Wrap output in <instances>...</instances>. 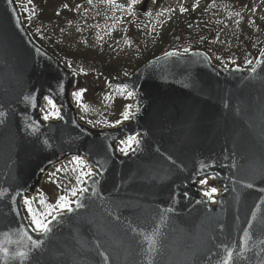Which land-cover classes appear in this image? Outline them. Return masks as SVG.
<instances>
[{
	"label": "water",
	"instance_id": "95a60500",
	"mask_svg": "<svg viewBox=\"0 0 264 264\" xmlns=\"http://www.w3.org/2000/svg\"><path fill=\"white\" fill-rule=\"evenodd\" d=\"M77 84L17 0H0V243L10 250L0 264H221L226 247L234 264H264V53L244 69L173 50L109 79L130 90L134 109L108 128L80 122ZM46 98L57 119H44ZM130 137L139 143L120 152ZM70 158L89 168L82 192L49 233L33 231L23 202ZM208 188L217 194L204 197Z\"/></svg>",
	"mask_w": 264,
	"mask_h": 264
},
{
	"label": "rangeland",
	"instance_id": "374dc122",
	"mask_svg": "<svg viewBox=\"0 0 264 264\" xmlns=\"http://www.w3.org/2000/svg\"><path fill=\"white\" fill-rule=\"evenodd\" d=\"M44 1H46V3H44L43 6H40L41 4L39 3V0H32V7H34L32 11L34 17L33 21L37 22V28L48 25L46 20L40 19V12L43 7L49 10L50 14L54 12V7L63 13L66 10L65 4L69 0ZM105 1L109 7L108 12L110 16L105 19L103 17L104 14L99 8H97L93 14L96 15L99 25L102 27L101 31H87V28L82 21H80V23L84 25L83 27L74 21L70 13H63L64 15H61L62 22L70 27V31L67 33L61 32L62 30H59L58 25H54L53 32L48 35V39L51 40H53L51 36H54L58 42L53 45L60 47L65 51L72 64L81 71L83 70L82 72L76 70L79 74V86L73 92H80L81 95L77 97L72 94V100L77 107L80 122L94 128L99 127L97 126L99 121L96 122L98 119H100V121L105 120V122H111L112 124L110 126L118 125L128 120L134 109L133 96L129 90L120 86H107L106 84L107 80L110 78L127 77L130 74L124 75L122 73H117L114 74L115 76H109L102 73L104 67L110 65V63H121L132 59L131 57L134 55V50L135 52L137 50L135 48V45L138 44L137 40L145 37V34L141 33V28L145 29L147 32L146 34H148L153 29H162L164 28V25H171L167 23H169L171 19L174 20L179 17V8L188 4H195L200 0H150L147 13L144 14L145 26H141V28L140 26L134 27L132 19H136V15L139 13V9L144 0H135V3H133V0ZM261 1L262 3L257 7V10L259 11L264 10V0ZM20 6L22 9V5ZM81 12H84L83 8ZM49 18L57 20L55 17H52V15H50ZM135 32L138 33L135 34ZM37 41L43 46L39 40ZM147 41H149V39H147ZM59 42L63 43L66 47L62 48L60 44H58ZM224 43L225 42H222L220 44L223 45ZM226 48H228V45ZM227 51L228 50L222 51L221 48L219 49V53L222 56H224ZM77 53L85 54L87 58L94 60L95 66L97 65L99 70L96 69V67H90L89 62L84 63L82 59H78L76 56ZM259 53L261 54V52ZM256 58L257 56L252 58L251 65L254 64ZM129 93H131V95H129ZM54 112H57L58 116L50 115V113ZM125 112L129 113L128 119L124 118L123 113ZM42 113L44 116L49 115V118L51 119L59 117L58 109L56 107L53 108L52 104L49 103V99L44 101ZM118 121L119 123H117ZM133 145L134 143L127 145L126 149L123 151V147H120V150L125 152L133 147ZM76 175L79 176V180L82 182L80 189V184H77L74 188L70 187V181L71 179L73 180L74 177L76 178ZM88 177V167L81 159L70 158L69 160L55 166L46 176L41 189L43 191L45 185L48 187L45 190L48 195V203L46 206L47 209L44 213L51 214L47 215L45 219L49 220L55 214L67 210L57 209L56 211H52V209L49 208L50 205H56L61 196H66L68 198L70 201V207L74 205V201L82 192V188ZM80 181L78 182L80 183ZM69 188H72L73 192L69 191ZM40 191H38V193ZM74 192L76 193L75 195H73ZM209 192H211L210 189L204 193V197H209L206 195V193ZM213 194L215 193H212L211 195ZM29 223L34 228V225H32L30 221Z\"/></svg>",
	"mask_w": 264,
	"mask_h": 264
},
{
	"label": "trees",
	"instance_id": "16d2710c",
	"mask_svg": "<svg viewBox=\"0 0 264 264\" xmlns=\"http://www.w3.org/2000/svg\"><path fill=\"white\" fill-rule=\"evenodd\" d=\"M18 2L22 5L25 23L36 39L75 71L80 69L72 64L66 52L53 45L58 40L54 36H51L53 40L48 39V35L53 32V26L58 25L59 30H62L61 32L67 33L70 31V27L62 22L61 18L63 13H70L77 24L82 25L80 21L84 23L87 31H101L102 27L99 25L96 15H93L94 12L99 8L105 19L110 16L109 7L105 0H69L67 1L68 4H65L66 10L63 13L54 7V12L50 14L49 10L43 7L40 12V19L46 20L48 25L37 28V22L33 21L32 11L34 7H32V0H18ZM39 3L40 6H43L46 1L39 0ZM261 3V0H200L195 4H188L179 8V17L174 20L171 19L167 23L171 25H164L162 29H153L148 34H146L145 29L141 28V26H145L144 22L134 18L132 19L133 26H140L141 33L145 34L144 38L137 40L138 44L136 43L135 48L138 51L135 52L134 50L131 60L110 63V65L105 66L102 73L109 76H115L114 74L117 73L129 75L153 57L169 50L187 52L193 49L205 50L215 62L223 67H233L235 65L249 67L252 58L258 56L259 52L264 51V10H257ZM82 8L84 12H81ZM50 15L57 20L50 19ZM222 42L225 43L222 45L220 44ZM58 44L62 48L66 47L61 42ZM227 45L228 48H226ZM220 48L222 51L228 50L224 56L219 53ZM76 56L78 59H82L84 63L89 62L90 67H96L99 70V67L95 66L94 60H90L85 54L77 53ZM96 122H98L97 126L99 127H108L112 124L111 122H105V120L100 121V119ZM128 140L126 139L120 144V147H123L124 150L128 145L126 143ZM77 175L76 178L71 179L70 187L74 188L77 184H80V189L82 182ZM47 188L45 185L43 191L41 190L37 196L26 200L31 202L30 206L38 214L44 213L47 209L48 195L45 191ZM72 188H69V191L73 192ZM23 207L28 220L31 222V214L28 211L29 205L24 202Z\"/></svg>",
	"mask_w": 264,
	"mask_h": 264
},
{
	"label": "snow or ice",
	"instance_id": "6c2138e0",
	"mask_svg": "<svg viewBox=\"0 0 264 264\" xmlns=\"http://www.w3.org/2000/svg\"><path fill=\"white\" fill-rule=\"evenodd\" d=\"M133 3H135V0H133ZM73 95L79 97L81 95L80 92H76L73 93ZM129 95H131V93H129ZM49 103L52 104L53 108L55 107V105L53 104V102L51 100H49ZM50 115H57V112L54 113H50ZM124 118L128 119L129 117V113L125 112L123 113ZM49 118V115H45L44 119L47 120ZM119 123V121L117 122ZM128 145H131L133 143H139V141H136L135 138L130 137L129 140L126 142ZM124 149H122L123 151ZM79 159V158H77ZM204 183H207V181H203ZM252 185L249 184L248 187H251ZM216 192L215 188L211 189V192L206 193V195L211 196L212 193ZM76 193L74 192L73 195H75ZM30 201H25V204L29 205L28 211L31 214V223L32 225H34L33 231H38L42 234H47L51 231V228L49 227V223L48 220L45 219V217L47 215H50L51 213H37L35 210L32 209V207L30 206ZM50 209H52V211H56L57 209H67V210H71L70 208V201L68 200V198L66 196H61L59 198V201L56 205H50L49 206ZM5 236H8L9 233H4ZM247 235V234H246ZM27 239L31 240V237H27ZM145 241L150 245V246H154L156 243V236L155 233L151 234V235H145L144 236ZM34 247H40L41 246V241L37 240L34 241ZM0 254H2L4 257H8L10 254V250L4 246L3 243H0ZM234 250H228L226 247V251L225 254L223 256V258L221 259V264H234ZM16 256L22 260H27L28 258H30V253L29 252H25V251H20L18 253H16Z\"/></svg>",
	"mask_w": 264,
	"mask_h": 264
}]
</instances>
